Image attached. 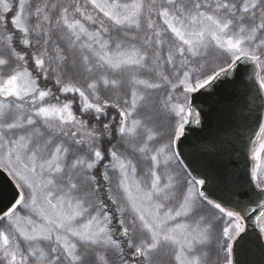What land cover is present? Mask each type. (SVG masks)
<instances>
[{"label":"snow or ice","instance_id":"snow-or-ice-1","mask_svg":"<svg viewBox=\"0 0 264 264\" xmlns=\"http://www.w3.org/2000/svg\"><path fill=\"white\" fill-rule=\"evenodd\" d=\"M0 264H264V0H0Z\"/></svg>","mask_w":264,"mask_h":264},{"label":"water","instance_id":"water-1","mask_svg":"<svg viewBox=\"0 0 264 264\" xmlns=\"http://www.w3.org/2000/svg\"><path fill=\"white\" fill-rule=\"evenodd\" d=\"M243 169V160H241V170Z\"/></svg>","mask_w":264,"mask_h":264}]
</instances>
